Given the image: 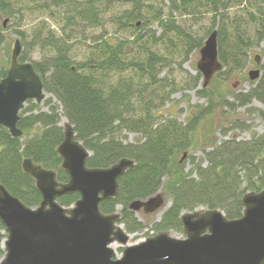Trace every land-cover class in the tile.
I'll return each mask as SVG.
<instances>
[{
    "label": "trees",
    "instance_id": "1",
    "mask_svg": "<svg viewBox=\"0 0 264 264\" xmlns=\"http://www.w3.org/2000/svg\"><path fill=\"white\" fill-rule=\"evenodd\" d=\"M23 1L0 0V19L22 12L24 7L18 5ZM27 1L40 4L43 9L55 4L62 9L64 22L59 23L58 29L45 22L35 26L30 42H25L29 53L21 52L19 57L21 63H32L50 97L43 104L26 102L18 123L23 131L21 138L12 137L0 125V185L28 207H39L42 195L35 180L22 167L28 158L54 171L59 183L69 181L58 153L64 140L61 119L65 118L91 154L88 168H109L122 159L134 161V166L119 179L118 196L100 203L103 214L120 215V224L129 235L147 229L152 234L149 236L162 232L184 235L181 216L187 212L219 209L230 220L242 217L244 195L264 190V134H253L250 140L232 137L215 143L205 152L204 162L193 161L194 166L188 172L183 163L185 158L182 160L179 155L193 147L198 125L219 107L236 111L258 101L264 108V50L259 66L261 75L248 91L232 93L231 101L214 85L201 87L196 94L206 99L207 104L190 105L185 123L172 115L160 114L162 107L180 91L164 69L175 58L173 53L180 55L182 61L187 60L217 30L222 70L214 78L228 80L247 66L251 51L264 40V0H260L257 11L247 8L242 12L246 16L232 17L228 12L231 0ZM246 1L249 0L236 2L241 5ZM165 2L170 3L166 17L164 7L157 6ZM116 5H128L130 9L105 20L104 16ZM175 13H207L212 16V25L199 36L180 24ZM156 22L161 29L158 36L150 28ZM95 28L102 29L100 34L90 32ZM111 29L114 31L110 32ZM126 32L131 36L125 37ZM15 33L26 40L23 32ZM82 39L90 42V50L81 59L74 55L72 44ZM5 42L0 23V48ZM35 49L45 53L39 61L31 58ZM168 50L171 53L166 54ZM10 60L8 57L5 65L0 66V81L7 76ZM202 78L197 72L181 91L199 88L203 85ZM216 96L220 98L218 102ZM259 114L264 119V111ZM235 128L249 129L245 124H236ZM127 133L136 134V140L128 142ZM227 134L225 131L224 136ZM159 192L167 203L159 219L157 214L139 216L130 209L134 201H144ZM79 198L75 193L58 202L69 208ZM6 238L0 220V260L6 253L3 247Z\"/></svg>",
    "mask_w": 264,
    "mask_h": 264
},
{
    "label": "water",
    "instance_id": "2",
    "mask_svg": "<svg viewBox=\"0 0 264 264\" xmlns=\"http://www.w3.org/2000/svg\"><path fill=\"white\" fill-rule=\"evenodd\" d=\"M217 38L215 30L200 50L197 70L203 87L222 69ZM21 52L22 44L15 40L7 76L0 81V125L14 138L23 136L18 123L26 102L40 104L47 97L32 63L19 61ZM255 60L259 66L260 57ZM260 75V69L249 71L251 81ZM62 127L64 140L58 153L69 176L67 183H59L54 171L28 158L22 167L42 195L39 207H28L0 185V220L7 234L0 264H264V190L244 195V213L238 219H228L219 209L187 212L181 216L185 238L162 232L129 245L130 235L120 224V215L103 214L100 203L118 196L119 179L134 161L122 159L109 168L90 169L91 154L73 126L66 122ZM75 193L80 198L73 206L66 208L58 202ZM166 206L159 192L134 201L130 209L153 215ZM114 243L124 246L120 258L111 247Z\"/></svg>",
    "mask_w": 264,
    "mask_h": 264
},
{
    "label": "rangeland",
    "instance_id": "3",
    "mask_svg": "<svg viewBox=\"0 0 264 264\" xmlns=\"http://www.w3.org/2000/svg\"><path fill=\"white\" fill-rule=\"evenodd\" d=\"M231 1L232 2L228 3V5L230 6L228 12L230 13L231 17L232 15L244 14L242 12H244L247 8H249L251 11H257L258 5L260 4V0H249L241 5H239V2H236L237 0ZM27 3V0L19 3L18 7L24 8H21L22 12H20L16 16H3L0 19V23L1 25H3L6 35V42L2 46V48H0V66L5 65V61L8 59V57L11 58L15 40H20L22 44V52L29 53L28 48H26L25 46V42L31 39V32L33 31L35 26L39 25V23L45 22L47 26H51L53 29H58L60 25L59 23L64 22V18L61 20L60 15L62 9L55 4H53V6L49 9H43L41 6H39L40 4L36 5ZM169 5L170 3L168 2L163 3V5H161L160 3L157 4L158 7H164L165 17L168 16L167 11L169 10ZM124 9H130V6L116 5L115 8H113L111 11H109V13H107V15L104 16L105 20L108 21L111 15L120 13ZM174 15L176 16V19L180 24H183L184 27L198 32L199 36L204 35L205 31L212 25V16L207 13H201L197 15H182L180 13H175ZM150 28H152L153 32H155L157 36L161 32L158 22L154 23V25ZM15 31L23 32L26 40H23L21 35L15 33ZM101 31L102 29L95 28L90 32L100 34ZM109 31L113 32L114 30L111 29ZM127 36L130 37L131 33L126 32L125 37ZM72 49L74 55H77L82 59L90 50V42L83 39L82 42L79 40H75L72 44ZM200 50L201 49H196L191 52L189 58L185 61H182L180 55L173 53L175 54V58L172 62H170V65H168V67L164 69V74H168L170 75V77H172V79H174L175 84L177 85V89H179L180 91L174 94L171 97V100H169L166 105L160 110V114L163 115V117L172 115L174 117H177L179 121L185 123L187 115L189 114L188 107L190 105L207 104L206 99L201 98L196 94V91L203 87V85L195 90L181 91L182 87L186 86L187 81H189L192 76L196 75L197 72H199L197 70V63L200 60ZM263 50L264 40L259 47H255L251 51L250 61L245 68L232 74L228 80H223L219 77L214 78V75L208 88H210V85L216 86V90L222 95L227 94V98L231 101L233 99L231 96L232 93H241L248 91L251 85L256 82L250 80L249 71L260 69L255 61V57L260 56V63H262ZM8 51L9 54H7ZM160 52L164 53L163 50H160ZM169 53L171 52L168 50L166 54ZM30 55L32 60L39 61L42 57H44L45 53L40 49H35ZM180 63L182 64L181 67L179 66ZM48 97L50 96L47 94L46 98ZM219 100L220 98L216 96L215 102H218ZM41 104H43V102ZM25 105H27V103ZM42 108L43 110H46V107L44 105L42 106ZM259 111H264V108L258 101H253V103L247 107H238L236 111H228L223 107H219L213 115L207 117L198 125V128L193 135L195 141L193 147L180 153L179 158H182V156L186 154L185 160L183 162L186 164L185 171L188 172L193 168V161L195 163H203L205 152L210 151L214 147L213 145H215V143L218 144L222 140H227L232 137H235L238 140H250L253 134H264V119L260 116ZM63 119L64 118L61 119V125ZM236 124H245L249 129H234V125ZM225 131L228 132L226 136H224ZM126 136L128 142L135 141L137 137V135L133 133H127ZM141 215H143V213L140 212L139 216ZM160 216L161 213H158L156 215V219H159ZM148 234H151V231H148V229L140 233L132 234L130 235L128 244L133 245L141 243L147 238L151 237ZM170 235L176 238H185L183 234L176 232H170ZM111 247L114 249L117 257L120 258L124 246L118 243H114Z\"/></svg>",
    "mask_w": 264,
    "mask_h": 264
},
{
    "label": "bare ground",
    "instance_id": "4",
    "mask_svg": "<svg viewBox=\"0 0 264 264\" xmlns=\"http://www.w3.org/2000/svg\"><path fill=\"white\" fill-rule=\"evenodd\" d=\"M67 121L66 119L64 118L63 121H62V124H65Z\"/></svg>",
    "mask_w": 264,
    "mask_h": 264
}]
</instances>
